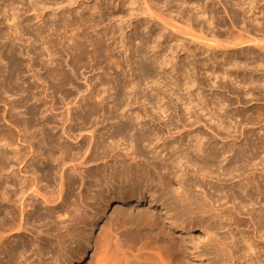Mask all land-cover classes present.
Masks as SVG:
<instances>
[{
	"label": "bare ground",
	"instance_id": "bare-ground-1",
	"mask_svg": "<svg viewBox=\"0 0 264 264\" xmlns=\"http://www.w3.org/2000/svg\"><path fill=\"white\" fill-rule=\"evenodd\" d=\"M118 1L120 0H117V2ZM144 1L145 3L149 2L148 0H144ZM158 1L162 2L163 0H150L149 4L150 5L152 4V6L155 7ZM164 1L163 2L165 5L163 4V6H165V9L167 11L170 3L175 4V2L173 1H176V0H164ZM130 2L133 3V4L131 3L130 5H134L135 1L130 0ZM159 2L158 4H161V2L160 3ZM179 2H176L177 4L175 5H178V6L175 7V10L177 8V11H176L178 13L177 16H181L180 19H184L185 15H187L185 14V10L188 8V6L187 8H185L184 4L191 6L192 10L194 11L193 12L191 10V12H193L192 15L194 14L192 18L190 17L189 20H186L187 19V16H186V19L184 20L189 22L190 25L194 27L196 26L198 27V34L193 33V32L191 33V30L187 32V34H190L192 38H195L198 40V46L195 44L198 47V49L191 48L193 45L190 48L186 49L184 47L185 43L184 41L182 42L181 39L179 40L180 42L178 41L179 45L177 44V47H179L180 49L182 48L184 52L186 51L187 54L190 55L189 56L190 58L191 57L193 58L191 59L193 60L192 62L193 64H195L194 61L195 60L197 61L198 59L197 61L198 63L195 61L196 64L198 65V70L196 71L195 69L196 66L195 67L193 66L194 68H191L192 66L189 65L190 67L189 69L184 66L183 74L185 72L187 73L186 79H180V81L178 79H175L176 81L174 80L175 81L174 85L173 83L170 82L173 85V87L175 86V88H171L173 89V91L171 90L172 96L176 97V100L179 103L178 105H180V106L176 105V109H175L176 115L174 116L173 114L175 113L174 106H173L174 104L173 102L175 101V99L172 97V99L174 100L172 102L171 97L167 96L168 92H171V91L167 90L166 91L167 94L164 93L166 94L165 96L169 98V100L167 101L165 100L167 98L164 97L162 93L163 92L162 87L161 89H157V87L160 88L159 84L161 85L162 83H164V82H159L160 78L158 76H162L159 74V72L162 71L160 68L165 69L168 67V65L166 67L164 66V64L165 65L172 64L170 59L169 61L168 59L166 60V58L164 59V56L165 57L167 56L166 55L167 50L163 48V50L165 51H162L163 53L160 52V55L158 53L157 54L155 53L158 59H160V57L163 56L162 57L163 60L161 61L162 63L164 60H166L165 63L161 64L163 65L162 67L161 66L160 68L157 67V69L160 70V71L158 70L159 72L157 74L159 75L157 76V74L152 70L153 69L152 67L154 66L152 62L154 63V61H150L153 66L149 64V61H148V59L150 60V58L147 57L148 53L145 50L148 47L146 46L147 48H144L145 45L149 44L150 40L149 41L148 39L145 40L144 37L140 36L139 39H141L144 45L143 47L144 49L142 48V50L141 49L135 50L134 52V56L137 58H140L139 67L135 68V70L133 71L134 72L133 76L136 75L137 77L134 81L132 80L129 81L128 80L129 78L125 79L124 77H122L124 78L122 79L120 78V76H118L119 81H120L119 90L121 92L119 91V94H117L115 97L114 108L109 110L108 113H104L105 119L109 120L110 118L111 120H117V123L119 122V124L116 123L117 124L116 126L113 124L112 128L114 127V130H113V133L110 134V136L107 137L106 134L99 135L97 140L94 141V145L96 143V146H95L96 149L94 150L95 152L92 151V155L94 152V154H96V157L99 155H102V156H99V159H101L103 155L105 156V158L107 157L106 159H108V157L112 158L113 160L116 159L115 161L117 162V164L116 166L113 165L114 169L111 172V174L110 173L106 174V170H99L98 168V171L96 170L97 172H94V173L92 172L89 176L94 178L95 179L94 181L98 182V184L96 183V186L98 185L100 187L101 186L104 187L105 186L104 184H107V189L110 191L114 190V192L116 193H117V185L115 186V183L113 181L122 180L126 182V185L128 186L125 185L124 187L123 185V188L120 189L122 191L119 192V196H113V197L110 196L111 198L109 199V201H106L108 203H110L111 201L117 200V199H121L124 201L134 200L135 202H140L141 200L145 198L147 194H149V197H151V199H153L152 201L155 202L157 199L156 195L158 194L159 196V192L161 191L162 193L160 195L161 199L164 200L166 198L161 203V206H163L164 210L166 211V214L169 216V218H167L169 220L168 221L169 224L175 230L178 229L183 234H186L187 236H184V237L185 238L187 237L188 239L183 240L182 243H178L176 242V239L174 236L175 234L173 235L174 237L172 235L170 236V234L172 233H170V231L166 232L165 231L166 228H165L162 230L163 240L160 239L162 236L158 237L160 233H158V235L156 236L157 239L161 240L160 244L156 245L158 241L156 240H155L156 242L152 241V236L150 235V231L149 233H146L145 231H144L145 233H142L141 229L134 227V226L140 227L143 224L144 227L149 226L151 230L152 229L155 230L154 228L158 226L157 220H159V219L156 220L155 218L157 217V215L155 214L156 212L154 213L155 214V217H154L153 213H151L153 215H150L146 210V212L144 211V213L141 212V214L137 218L135 217V214L133 215L131 212H129V214L127 213L128 217L129 218L131 217L130 219L133 220L132 215L136 218L134 219L136 224L135 223H134L135 225L133 224L134 225L132 226L133 228L131 226H130L131 228L127 227L128 224L129 225L132 224L131 222L133 221H131L127 217L126 212L124 213L126 215H122L119 212L122 215V218L120 217L121 215L119 216L120 222L117 221L119 223L116 224L115 219H113L114 220L113 222L111 218L112 223H114L112 225H116L118 228L116 226H112L111 228L110 226L109 227L105 226V228L107 227L108 229L109 228L110 229L109 231L105 230L106 233L103 231L105 233L104 234L105 236L103 237L102 235L103 237L102 239L104 241V243H102L103 245H101L102 251L100 250L101 254L98 257H95L96 259L95 258L94 259L96 260V264H185L184 256L186 254L184 253V251L185 250L187 251L188 249L187 246L189 247V245L185 244L187 242L193 245V246L191 245L193 249L197 248L198 250H200L199 251L200 253L199 252L198 253L201 257L202 255L203 256L207 255L209 257V258H206L207 259L206 264H264V254H263V257L262 256L260 257L259 255L261 250L264 249L263 247L264 245L262 246L263 248H260L257 245L258 242L254 240V237L256 234L252 235L254 237H250L249 232L244 231L247 233V236L243 234H239V233H238L239 236H237L238 234L237 235L234 234V231H237V230L233 229V226L235 228V225L232 226L233 224L232 221L236 217L235 216L233 218L234 215L232 214V211L236 210L238 212L236 213L237 215L240 213V214H244V216L248 215V217L249 216L251 217V220L254 222V226H256V229L260 234V235L258 234L259 236H256L255 238L264 239V161H261V162L257 161L259 157V153L264 151V140L257 141V142L256 141L251 142L250 141L251 136L249 135L248 131L245 132L241 130L239 133L241 136L243 135L244 137L243 139H245L246 142H248V144L246 145L250 146L249 150H245L246 148H244L240 144L239 146L234 143H232V145H228L229 142L226 143L227 145L225 144L224 146L220 147L218 144H214L212 142L207 141L209 138L208 137L206 138L204 132L203 134L202 132L196 133L195 130L187 129L190 124L189 125L185 124V122L191 120L190 118H193V116H195L196 113L203 114L206 111L204 115L208 117V120L212 123L211 127H209L210 130H213V132L218 131V135L219 133L228 135L227 138L233 135L230 133V128L225 125V121L229 117L228 115H226L228 114L227 110H225L223 115L220 113L225 109L224 104L222 105V103L221 104L219 103L220 107L218 106L215 107L218 104V101H220L219 99L223 98L222 95L219 94L220 95L219 98H218V95L216 96L218 100L217 104L214 106L216 109L213 107V110H212V108L210 109L209 107L211 105L213 106L216 103L215 102L216 99L215 101L212 100L213 101L212 102L211 100L207 99L209 97L208 95H207L208 97H204L206 96L205 95L206 92L205 93L202 92L203 93L202 96L204 95L202 98L200 96L201 94H197L199 95L197 99L201 101L200 103H202V106H201L200 103H197V101L195 102L193 101L192 95H194L195 93L191 92V89L196 86L198 89H200V92H201V89L203 91V85L205 83H203L204 80L202 79L205 77L204 75L207 73V71H209L208 75H211L209 73L215 74L214 76L216 77L215 83L217 84L219 82H217L216 75L218 74V80L222 81L219 78V75L221 73L223 74V75L221 74L222 77L224 75L225 77L228 76L227 79L232 81L233 84L235 81L230 79L232 78V75L237 76V77L235 76V80H237L236 78H239V77L241 79V76H243L242 78L245 77L246 79L250 78L248 80L250 81L249 84L261 83L262 81H264V73L261 74L260 77L256 76L257 75L256 73H258L261 69H262L261 71H264V54L262 55V53H259L258 51L257 53L255 51L256 49L254 48L255 46L257 47V49L262 50L261 52L264 53V37L261 38V40H259V39H256V37L258 38V36L254 38L250 35L252 32H254V35L258 34L259 36L261 35L264 36V6H261V4H263L264 2L263 0H224V1L219 0L218 2H215L214 0H198V1L197 0L196 1H192V0L186 1L185 0V2L182 0H179ZM149 4H148L150 8L149 11L147 10L146 12V9H148V6L146 9L143 7L145 9L146 14L148 12L155 11V9L154 8L152 9ZM131 8H134V7H131ZM171 8L169 9L170 12H172L171 10L173 9ZM183 8L185 9L183 10ZM221 8H223L225 12L228 13L230 21L228 20L227 22V20L224 18L225 16L223 17L221 15V11H220ZM96 9L101 11L102 8L97 7ZM258 10L261 16L257 15L256 12H258ZM133 11L134 9L132 10V12ZM135 12H136V9H135ZM135 12L133 13V15L135 14ZM173 12H175L174 9H173ZM143 13H144V10H143ZM130 14H131V10H130ZM137 14H138V11H137ZM157 15L159 14L157 13ZM150 17H153L154 19H156L155 12ZM158 17L160 16H157V18ZM164 18L160 17V19L158 18L159 20L156 19V21L157 22L159 21L161 24L162 22L165 24L167 20L165 21ZM229 22H231V24ZM87 23H88V20L85 19V23L81 24V26H85ZM160 23L158 25H160ZM138 24H141V23H138ZM146 24L148 25V22H146ZM146 24L144 25L143 23L144 26H147ZM16 28H18L17 25H16ZM69 28H73V30H75L74 25H72L69 22L67 23L65 22L62 27L53 28L51 26L52 32L49 34L48 43L52 44L54 42L52 37L53 35H56L60 29H62L66 33L67 29ZM236 28H240V29L237 30V33H234L232 29H236ZM241 28H242V31H241ZM115 29L113 30L115 31ZM134 29H135L134 31L136 34L138 27L136 26L134 27ZM173 29L174 28H172V30ZM176 29L179 30L178 28ZM172 30L171 31L169 30V31L172 32ZM177 30L173 32L174 34L172 33L173 38H175L174 36H178L180 34L179 33L180 31H181V35L186 33V31L183 32L181 29L178 32ZM37 31L39 33L38 35H40V37H43V33L38 29ZM120 31H121V34H123V31L122 30ZM161 32L163 33V31ZM162 33L161 34L158 33L160 35V36L158 35L159 41L164 35V33L163 35ZM187 34L185 36H187ZM192 34H195V35H192ZM123 35L121 36L123 37ZM205 35H207L208 37L212 36L211 37L212 40H208L206 41L207 43L206 42L204 43V40H206V38L203 36ZM2 37L3 36L0 33V39ZM125 38L126 37H123L122 40H124ZM154 42H157V40ZM203 43L205 44L204 48H202ZM102 44H103L102 41H99L95 45H93L94 53L96 57L101 58V55L104 53H108V55L111 56L112 52L115 49L111 50L110 49L111 47H106V46L104 47ZM250 44L254 45L253 48L255 50L252 49V47H250ZM78 45L80 46L79 49L83 52V45L79 43ZM78 45L74 44V47H75L74 49L76 51H78ZM10 47L13 48V41ZM174 47L172 48L168 47V48L173 49ZM179 48H177V50H180ZM174 49L170 51L172 52V54L174 51H177ZM197 50H198V54H196ZM175 54L178 55L177 53H174L173 55H171L173 56L171 58H174ZM196 56L198 58H196ZM169 57L170 56H168L167 58ZM120 62L121 61L117 63V67L119 68L121 66ZM156 62L158 61L156 60ZM161 62H159V64ZM53 63L54 62L52 61L51 64ZM176 63H179V62H176ZM48 69L49 71H52L50 67ZM204 69L206 73L203 72ZM192 70L194 71L191 72ZM123 71H124V68H123ZM175 72L173 71V73ZM167 73L169 72L167 71ZM190 73H192L193 75L194 74L197 75L198 73V76H197L198 78L200 76L202 77L204 76V77L202 79L200 78L202 80L200 81V79H197L195 76H189ZM203 73L205 74L203 75ZM254 73H255V76H253ZM153 76L158 77L157 79L155 78L156 81H153ZM255 77H259V78L256 79ZM62 78L66 80L67 78L66 73H64V77L62 75ZM142 78L144 79L145 82H147L146 80L152 79V81L156 82V84L158 85L156 87L154 86L155 90H157L156 94L154 95L158 94L160 95L158 96L160 98H158V100L154 98L155 102L150 96H148L150 94L146 95L143 93V89L140 92V89H141L140 87L142 86H139V85H141L140 83H144ZM206 78L207 76L205 77V79ZM208 78L210 77L208 76ZM164 79H166V77ZM227 79H224L223 81L226 80V82H228L229 80L227 81ZM244 79H242V82L244 83V85L249 86L248 82H246L245 84ZM161 81H164L163 77L161 78ZM208 81H211V80L209 79ZM226 82L225 83L220 82L223 89L228 88V84ZM207 83L209 82H206V84ZM15 84L16 83H14L13 81H10L9 85L6 88L11 90L13 88L18 87ZM164 84H166V81ZM211 84L215 85L213 83ZM261 84H258V86L260 87ZM32 85L33 84L28 86V88L26 89V91H29V95L26 96L25 99H23L20 103H18L20 99H15L11 101V105L9 108L11 113L9 115H10V120L14 123L16 130L11 129V128L10 129L5 128L3 127L4 125L0 126V264H38V263H35V261H30V257H28V255L33 256V257L37 256L40 258L41 257L44 258L45 256L48 257L47 255H50V261L51 259L53 260V262L51 261V264H57L59 261L61 262L62 260H63L62 264L67 263V261L69 260L71 263V260L73 259V257L72 258L68 257L67 252L69 250V246L67 244L71 243L77 237L75 238L73 237L74 235L73 231L71 232V230L69 229V226H66L67 224L65 225L66 227H64L65 230L63 232L61 231L59 232L58 231L59 229H57L56 230L58 231L57 234L56 232L53 234V236L55 237V240H54L55 243L49 239L47 240H44V238L41 239L40 236L44 232L46 233V235H51L50 232L52 230L54 231L53 227L55 226L51 227V225L53 223L54 224L57 223V222H54L55 220L53 221L54 213H56L55 212L56 208H58L56 207V205H58L61 202L63 203L67 202V205L65 203L66 207L65 205L62 206V208H64L63 210H61L62 208L60 209L58 208L61 211H59L58 209L57 210H58V213L62 212L63 214L62 213L61 214L65 216L70 213V210H69L70 206L68 202H69V199L73 197L71 196L72 194L71 188L74 186V184H76V182L72 178V174H71L72 171L70 170L71 173L70 172L68 173V170L70 168L69 167L67 168V165L69 162H73V160H75V156H72L73 149L69 145L68 141L67 142L64 141L63 138L68 137L69 139L73 137L75 128L74 126H72V124L67 125V123L71 121V118H69V114L66 116H63L62 118H58V117L51 115L52 112H50L51 114L49 115L45 114V110L44 111L42 110V106H39V105L35 106V104L34 106L33 105L28 106L30 99H32L33 97L30 95L31 89H33ZM153 85H155V83H153ZM166 85L167 86L165 87L171 86V85L168 86V84ZM216 85L214 87H217ZM238 85L239 87L237 86V90L240 89L242 90V92L247 90V92H244L246 96L250 92L253 93L255 89H258L260 92L263 91L262 93H264L263 84L261 86L262 87L261 89L258 86H255L254 88H252L251 86L253 85H250L251 90L249 89V87L246 89L243 84L242 86H244L243 88H245L246 90L243 89L240 84ZM129 86H132V89L134 90V92L132 91L133 93L131 92L133 95L132 94L129 95L131 98V102L138 103L140 102V100H142V102H144L143 104H146L147 106L148 105L151 106L150 107L152 111L151 113L147 111V108H146V112L144 111L145 113L142 110H140L139 112L137 111L138 113H135V116H134V112H131V114H129L130 109L127 110L126 108L130 107L131 103H127L126 101L127 96L123 94V92L126 91V89L128 90ZM184 87H185V90L183 89ZM3 89H4V86L1 87V90ZM7 89L5 90V93H7L6 92ZM165 89L163 90L165 91ZM181 89L182 91L184 90L185 92H187V94L193 93L192 95H190V97H192L191 98L192 100L190 99L189 95L185 94L184 91L182 92ZM205 89L206 88H204V90ZM237 90L235 86V89L233 92L237 94ZM240 90H238V92ZM242 92H241L240 97H242ZM182 93H184L185 95H182ZM139 95L141 97H139ZM154 95L152 94V96ZM253 95L258 98V95L257 96L255 94ZM137 96H138V99H137ZM213 96L214 94L212 95L211 98H213ZM0 97H1V94H0ZM99 97H100V94H97L96 99H98ZM260 97H262V94ZM40 99H37V100H40ZM86 99H87V96L83 98V100H86ZM240 99H243V98H240ZM162 100L163 101L165 100V103H163ZM104 102L107 103L106 97H103L101 100V103H104ZM17 103H18L17 106H26V111L24 114L21 115L20 113H17L15 111L17 110L16 109ZM51 107L53 108V111H54L55 107L54 106H51ZM196 109H199L200 111L198 112ZM50 111L52 110L50 109ZM258 112L260 113V109H258ZM188 115H190V117H187ZM199 115H197V117ZM92 116L93 115H91V113H87L81 117V120L86 122V120H89ZM201 116L200 118H204L203 116L202 117ZM233 116L235 115L233 114ZM146 118H149V120H152L153 122H156V123L158 122L157 125L154 126L153 128L150 126L152 129H149V128L147 129L148 120H146ZM197 120H196L197 122L195 123L200 122L199 118ZM234 123L236 122L234 121ZM60 124L62 125L61 127H60ZM52 127L53 129H59V130L55 131L52 129ZM237 129L238 127L236 128V130ZM238 130L236 131L237 133H238ZM60 131H62L61 135H60ZM254 134H253V137H254ZM95 136H96V132H93L92 138L93 137L95 138ZM37 138H39L38 139V145H39L38 150L36 151L33 150V153H31L30 151L33 149L31 139L37 140ZM227 138L225 140H227ZM205 139L207 140L205 141ZM82 140L83 141L80 144L81 147L80 149L78 148V150L80 151L83 150L82 144L84 143L86 145L88 141L86 137L85 138L82 137ZM108 140L109 141L111 140L112 142L109 143ZM121 140L122 141L125 140L126 143L127 141H129V143L126 144L127 147L126 145H122L123 143L119 145ZM234 141H236V138L234 139ZM252 141L254 140L252 139ZM22 142H27L29 144L28 146L26 145L27 148H32V149L30 151L29 150L26 151L25 147L22 148L20 146ZM122 146L126 147L128 150H132V155L128 151L125 153V150H123ZM129 146L131 147L130 149H129ZM80 151L79 152L77 151L75 154H77L78 156L80 153L82 154L84 152V151L83 152H80ZM29 152L30 154H34V156L33 157L31 156V158L30 159L28 158L29 160H27V158L25 157L28 156L26 154ZM56 152L59 153V155H56ZM163 153H166V158L161 156ZM231 153H232V156L230 155ZM83 154L85 155L87 153H83ZM129 154L132 157L128 158V160L129 159H132V160L139 159L143 165L142 164L139 165L136 162H135L136 164L129 163L127 161V157H129ZM150 154H153L151 158H150ZM262 156L260 157L262 158ZM83 157L84 156H82V158ZM96 157L95 159L94 158L93 159L96 160L97 159ZM157 159L158 161H156ZM83 160L82 161L79 160V162L77 163H80L82 166L84 164ZM88 161L87 163L86 162L85 163L88 164ZM38 164H40L41 166ZM76 164L74 168H76L77 165L80 166L79 164L77 165ZM86 164H84V166ZM260 165L262 166L259 169ZM190 167H192V171L195 174H197V176L198 175L202 176V178L200 179L197 176H196V179H191L193 177L187 178V176H189L190 174L192 176V173H193ZM196 167L197 169L194 170ZM247 167L248 168L251 167L252 172H250L251 169L247 170ZM257 169L261 170L260 172L261 174L259 176L257 175L259 174L258 171H256ZM58 170L59 171L64 170L61 174V181H60L61 189L59 190V192L55 190H51L52 184L57 182L56 176H57ZM76 170L77 169H74L73 172L74 171L76 172ZM255 171L257 172V174ZM80 173H82V171ZM84 174L86 173L83 172V175ZM83 175H80L82 176L81 177L82 179L85 177V176L83 177ZM170 175L174 176V179L177 181L178 187H175L173 184V181L169 180V177H171ZM209 178H211L212 180L211 179H210L211 181L207 180ZM89 179L88 181L90 182L91 179L90 180ZM215 180H216V183L220 182L219 185H216ZM44 182L46 184H44ZM154 185H156L157 189ZM55 186L57 187L58 185H55ZM207 186L210 187L209 190L207 189L209 191L208 192L209 194L205 192L207 190H204L205 188H209ZM194 187L200 190H203V192L202 191L200 192L202 193V196L201 195L199 196V193H198L197 194L198 196L196 198L194 197L195 189L194 190L192 189ZM191 189L194 192L193 194H190V192L192 193V191H190ZM218 193L221 195V196L220 195L218 196L223 198L222 201L225 200L223 203H221L222 201H218L219 199H221L220 197L216 198ZM203 194H204V197H203ZM80 197H81V202H84V200L86 199V196L81 194ZM169 200H173V202L175 203L171 205L168 203ZM216 202L218 203L220 202L218 206H216L218 204ZM85 203H86V200H85ZM176 203L179 206H177ZM41 204H45V207L42 208ZM130 208L133 209V207H130ZM185 209H188L187 212H188V215H190L188 219H184L181 213L182 211H185ZM174 210H176L177 212L174 213L173 212ZM171 212L174 214H171ZM130 213L132 215H130ZM191 214H193V216ZM62 215H58L57 217L55 216V219L62 217ZM74 215H73V219H74ZM119 217L117 215V218ZM95 218L96 217L92 218L94 220V225L97 222ZM81 219H82V216H81ZM196 219L197 221H195ZM243 220L239 221L238 219V221L236 222V226L240 227L242 225H246L247 224V222H245L246 220H244L246 224L243 223ZM65 222L61 221L59 222V224H63ZM74 223H77V222H74ZM109 223H111V221ZM224 224L228 225L227 230L225 229L226 226H224ZM38 225L41 227V229H38ZM142 226L141 228H144ZM114 227H116L118 231L120 229H124V230H121L122 231L120 233L121 235H119L120 237L121 236L124 237L123 238L124 240L121 237V239L123 240L122 242H120L121 240L116 239L117 237L116 233L115 235L114 233H112V232L117 231V230L114 231L113 229ZM245 227L247 228V226ZM245 227L242 226V228H245ZM196 229H200V230L202 229L203 232H205V234L207 233V236L205 237L206 240H204L203 242L197 243L198 245H196V243L194 242V239L192 240V236L194 238V235L191 233V232H194ZM222 229H225L227 231V232L223 231V233L227 234V236L225 237L220 236L222 233L220 235L218 234L219 236L217 235L218 231ZM235 229H237V227ZM26 232H33V233H36L37 235H35L36 237L33 236L34 237L33 240H29L28 237L24 236V233ZM244 232L242 231V233ZM261 243L262 241L259 244ZM56 244L58 245V248L60 246L61 248L60 251H58L55 248ZM88 244L90 243L88 242ZM77 245L82 247L81 244H77ZM195 245L198 247H195ZM183 253L185 255H183ZM262 253H264V250L262 251ZM78 255L80 256V262H81L80 264H86L87 260H85V258L87 256V249L82 248L77 254V256ZM95 256H97V254ZM5 258H7V261Z\"/></svg>",
	"mask_w": 264,
	"mask_h": 264
},
{
	"label": "rangeland",
	"instance_id": "rangeland-1",
	"mask_svg": "<svg viewBox=\"0 0 264 264\" xmlns=\"http://www.w3.org/2000/svg\"><path fill=\"white\" fill-rule=\"evenodd\" d=\"M133 1H135L134 5L136 3L135 6L130 5L132 3V2H130V0H122V1L120 0L118 2H117V0H0V29H1L0 33L3 36L0 39V91H1L0 92V94H1V97H0V126L4 125L3 127H5V128H8V129L11 128V129L16 130L14 123L10 120V115H9L11 113L10 109H9L10 105H11V101H13L15 99H20V101L18 102V103H20L23 99H25L26 96L29 95V91H26L28 86L33 84L32 85L33 89H31L30 95L33 96L34 98L32 97V99H30L28 106H32V105L34 106V104H35V106L36 105L42 106V110L43 111L45 110V114L49 115V114H51L50 112H52L51 115L58 117V118H62L63 116H66L69 114V118H71V121H69L67 123V125L72 124V126H74V128H75L74 133H73V135H74L73 137H71L69 139H68V137L63 138L64 141H66V142L68 141L69 145L73 149L72 156H75V160H73V162H69L67 165V168L68 167L70 168L68 170V173L69 172L71 173V171H72V173H71L72 178L76 182V184H74V186L71 188V192H72L71 196H73V197H71L69 199V202H68L69 206H70L69 207V210H70L69 214L70 215L68 214L65 216V215H62L63 214L62 212H61L62 214L58 213V210L60 208H62V206L65 205V203L67 205V202H65V203L61 202L58 205H56V207H58L59 209L56 208V211H55L56 213H54L53 221L55 220L54 222H57V223H55V224L53 223L51 225V227L55 226V227H53L54 231L52 230L50 232L51 235H46V233L44 232L40 236L41 239H43V238H44V240L49 239L55 243V241H54L55 237L53 236V234L55 232L57 234L58 231L63 232L65 230L64 227L69 226V229L71 230V232L73 231V234H74L73 237L74 238L77 237L71 242L73 244H71V243L67 244L69 246V250L67 252L68 257H70V258L73 257V259L71 260V263H70V260L67 261V263L69 262L70 264H80L81 263L80 262V256L79 255L77 256V254L79 253V251L82 248L87 249V256L85 258V260H87L86 264H96V260H95L96 258L95 257H98L101 254L100 253L102 251L101 245H103L102 243H104L102 238L105 236L104 234L106 233V231H109V229L112 226H116V225H112V224H114V223H112V220L115 219L116 224H117L120 222V220H119L120 217L122 218V215H126L127 213L129 214V212H131L133 215L135 214L136 218L141 214V212L144 213V211L146 212V210L150 215H153L156 212L155 214L157 215V217H155V214H154V217L156 218V220L157 219H159V220H157L158 226H156L154 228L155 230H153V229L151 230L149 226H147V227L145 226L146 227V229H145L143 224H142L143 226L142 225L141 226L144 228H141V226L140 227L134 226L136 224L134 219H136V218L130 213V215H132V218H133V220H132V219H130L131 217L129 218L128 214H127V217L131 221H133V222L130 221L132 224H130V225L128 224L127 227L131 228L132 226H134L135 228L141 229L142 233H145V232L149 233V231H150V235L152 236V241H155V240L158 241L156 245H159L161 242V240L157 239L156 236L158 235V233H160V235L158 237H161L162 236V230L165 228H166L165 229L166 232L170 231V233H172V234H170V236L171 235L173 236L175 234L174 236H175L176 242H178V243H182L183 240L188 239L187 237L186 238L184 237V236H187L186 234H183L178 229L175 230L169 224V222H168L169 220L167 219V218H169V216L166 214V211L164 210L163 206H161V203L166 199V198L164 200L161 199V197H160V195L162 194L161 191L159 192V196H158V194L156 195L157 199L155 202H153L152 201L153 199H151V197H149V194H147L146 195L147 197L145 196V198H144L145 200L143 199L140 202H135L134 200L124 201L121 199H117L114 201L110 200L111 202L108 203L106 201H109V199L111 197L119 196V192L122 191L120 189L123 188V185L125 187L126 182L122 181V180L113 181L115 183V186L117 185V193H116V192H114V190L113 191L108 190L107 184H104L105 185L104 187L103 186L100 187L98 185L96 186V183L98 184V182L94 181L95 179L89 176L92 172L93 173L97 172L98 168H99V170H106V174H109V173L111 174V172L114 169L113 165L116 166V164H117V162L115 161L116 159L113 160L112 158H109V157H108V159H106L107 157L105 158L104 155L102 157L103 159L102 158L99 159V156H102V155H99L96 157V154H94V152H95L94 150L96 149V147H95L96 143L94 145V141H96L98 136L102 135V134H106L107 137L110 136V134L113 133V130H114V127L112 128L113 124L115 126L117 124H119V122L117 123V120H111L110 118H109V120L105 119L104 113H108L109 110L114 108L115 97L117 94H119V91H120L119 90L120 81H119L118 76H120V78L124 77L125 79L129 78L128 79L129 81H131V80L134 81L137 77L136 75L133 76V74H134L133 71L135 70V68L139 67L140 58L135 57L134 52H135V50H139V49L142 50V48L144 47L141 39H139L140 36L144 37L145 40H147V39H148V41L150 40L149 44L145 45L144 48L148 47L145 50L148 53L147 57L150 58V60L148 59L149 64H151L150 61H154V63L152 62V64H154V66L151 64L153 66L152 67L153 69L151 67L150 68L156 74L160 71L159 69H157V67L158 68H160V66L162 67L163 65H161V64L165 63V61L167 59H168V61L170 59V61L172 63V64L170 63L172 66L169 64H166V65L164 64V66H166V67L168 65V67L165 69L160 68L162 71L159 72V74L162 76H158L159 74H157V76L160 78L159 82L165 83V81H166V84H168V86L171 85L170 87H165V86H167L166 84L162 83L160 85L158 83L160 88L157 87V89H161V87H162V91H163L162 93H163L164 97H166L165 95L167 94V92H166L167 90L173 91V89H171V88H175V86L173 87V85L176 81L175 79H178L179 81H180V79H186L187 73L185 72L183 74V72H184L183 67L184 66L188 69L190 68L189 65L192 66L191 68H194L196 66L195 69H196V71L198 70V65L196 64L198 59H197V61L195 60L196 62L194 61L195 64H193L192 63L193 60H191L193 58L192 57L190 58L189 57L190 55L187 54L186 51H185L186 52L185 53L182 50V48L180 49L179 47H177V44L179 45V42H180L179 40L181 39L182 42L184 41L185 44L184 43L183 44H184V47L186 49L190 48L192 45L193 46L191 48L198 49V47H197L198 46V40L195 38H192V36H190V34H187V32L190 30H191V33L193 32V33L198 34V27L196 26L197 27L196 28V27L190 25V23L186 21V20H189L190 17L192 18V16L194 15V14L192 15V13L194 12L192 10V7L184 4L185 8H187V6H188V8L185 10V14H187V15H185V18H184V19H186V16H187V19L184 20V19H180L181 16H177L178 15V13L176 12L177 8L175 10V7L178 6L175 4H177L176 2H179V0L173 1V2H175V4L170 3V5L168 7V10L172 7L175 12H173L172 8H171L172 12H170V10L166 11L165 6H163V4L165 2L164 0H163L164 2L160 1L161 4H158V2H159L158 1L157 5H159V6L156 5L155 7L152 6V4L151 5L149 4L150 0H148L149 2H146L147 4L145 3L144 0H133ZM182 1L185 2V0H182ZM188 1H191V0H188ZM192 1H196V0H192ZM214 1L218 2L219 0H214ZM120 2H122V3H120ZM263 2H264V0H263ZM148 4L150 5V7L152 9L153 8L155 9L154 12H155L157 20H159L160 17H163V18L165 17L164 18L165 21L167 20L168 22L166 21L165 24L163 22H162V24L159 21L157 22L156 19H154L153 17H150L154 13L151 10L150 11L153 13L148 12L149 14L147 13L148 14L147 15L146 12H147V10L149 11V9H150ZM145 5H146V7H145ZM147 6H148V9H146ZM218 6H220V5H218ZM261 6H264V3L261 4ZM97 7L102 8L101 11L96 9ZM131 7H134V8H131ZM143 7L146 9V12H145V9ZM185 8H183V10ZM133 9H134V11L132 12ZM135 9H136V12H135ZM130 10H131V14H130ZM143 10H144V13H143ZM191 10L193 12H191ZM137 11H138V14H137ZM220 11H221V15L223 17L225 16L224 18L227 20V22H228V20L230 21L228 13H226L223 8H221ZM134 12H135V14L133 15ZM150 13H151V15H150ZM157 13L159 15H157ZM256 13L258 16L259 15L261 16V14H259V10ZM189 14H191V15H189ZM38 16H39V18H38ZM157 16H160V17H158L159 19L157 18ZM85 19L88 20V23L85 26H81V24L85 23ZM164 19H163V21H164ZM145 20H147V21H145ZM22 22H23V24H22ZM65 22L66 23L69 22L72 25H74L75 30H73V28H69V29H67V31L65 33L62 29H60L59 32L56 35H53V37H52L54 42L52 44H49L48 43L49 34L52 32L51 26L53 28L62 27ZM146 22H148L149 26L146 24ZM149 22H150V24H149ZM138 23H141V24H138ZM143 23H144V25L146 24L148 27L144 26ZM159 23L162 26L158 25ZM229 23L231 24V22H229ZM163 24H164V26H163ZM16 25L18 26V28H16ZM166 25H167V27H166ZM119 26L122 29H120ZM136 26L138 27V29H137V33L135 34L134 27H136ZM240 26H242V25H240ZM175 27L178 28L179 30L181 29L183 32L186 31V33L181 35V31H180L179 32L180 34L178 36H174L175 38H173V34H174L173 32H175L177 30ZM166 28H168V29H166ZM172 28H174L173 30H175V29L176 30L173 31ZM37 29L43 33V37H40V35H38L39 33H38ZM113 29H115V31ZM238 29H240V28H236V29H232V30L234 33H237ZM116 30H118V31H116ZM120 30L123 31L124 35L121 34ZM169 30L170 31L172 30V32H170ZM179 30H177V32ZM193 30H195V31H193ZM161 31H163L164 35ZM241 31H242V28H241ZM115 32H116V34H115ZM158 33L159 34L162 33V35H163V37L160 39V41L158 38V35H159ZM186 34H187V36H185ZM121 35H123V37H126V38L124 40H122L123 37ZM180 35H181V37H180ZM192 35H195V34H192ZM250 35L254 38L256 36H258V38L256 37V39H259V40H261V38L264 37L261 34L260 35L262 37L259 36L258 34L254 35V32H252ZM203 37L206 38V40H204V43L208 40H212V38H211L212 36L208 37L207 35H205ZM156 40H157V42H154ZM12 41H13V48L10 47L12 44ZM14 41H15V43H14ZM99 41H102V43H103L102 45L104 47L105 46L111 47L110 48L111 50L115 49L112 52L111 56L108 55V53H104L101 55V58L96 57V55L94 53V46L93 45H95ZM176 42H178V43H176ZM78 43L83 45V52L79 49L80 46L78 45ZM204 43L202 44V48L205 47ZM74 44L78 45V51H76L74 49L75 48ZM253 44L252 45L250 44V47H252V49L255 48L256 50L255 49L254 50L256 52L258 51L259 53H262V55H263L264 53L261 52L262 50L257 49V47L254 46L255 44L254 45ZM171 45H173V46H171ZM253 46H254V48H253ZM168 47H170V48L174 47L175 48V49L173 48L174 50H177V48H179L181 51L180 50L174 51L173 54L177 53L178 55L175 54L174 55L175 57L171 58V57H173V56H171L173 54L170 51H172L173 49H170ZM163 48L165 50H167V54H166L167 56L166 57L164 56V59L166 58V60H164L162 63L161 61L163 60V58H162L163 56L162 57L159 56L160 59H158L156 54L158 53L160 55V52L165 51V50H163ZM196 54H198V50L196 51ZM168 56H170V57L167 58ZM127 58H129V59H127ZM196 58H198V57L196 56ZM171 59L172 60L174 59V60L172 61ZM156 60L158 62H156ZM52 61L54 62L53 64H51ZM119 61H121L120 62L121 63L120 68L122 67L121 69L119 67H117V63ZM175 61L179 62V63H176ZM159 62H161V63L159 64ZM155 63L159 66H157ZM178 64H179V66H178ZM176 65L178 68L176 67ZM47 67L48 68L50 67L52 69V71H49V69ZM175 67H176V69H175ZM123 68H124V71H123ZM154 68L156 69V71ZM172 70L174 72L176 70V72L173 73ZM261 70L258 73H256L257 74L256 76L260 77V75L264 73V71H261ZM167 71L169 73H167ZM193 71L194 70H192L191 72H193ZM202 71H201V73H202ZM162 72L163 73L165 72L166 74L164 73L165 74L164 75ZM203 72H205V69ZM208 72L209 71H207V73L205 72L206 74L203 73V75L205 74L204 75L205 77L207 76L206 79L204 76H203L204 78L202 76H200L201 74L199 75L200 77L198 78L197 77L198 73H197V75L196 74L193 75L192 73H190V75H189V76H195L197 79L203 78L202 79V80H204L203 83H205L203 85V91L201 89V92H200V89H198L196 86L192 88L193 91L191 89V92L195 93L194 95H192L193 93H191V92H190L191 94H189V93L187 94V92L184 91L185 87L183 88L184 89L183 91L185 94L189 95V97H190V95H192L193 98L190 97V99L192 98L193 101L194 102L197 101V103L201 102L197 99L199 96L197 94H201L200 96L202 98L204 96V95L202 96V94L206 92V94H205L206 96H204V97L209 96L207 99H209L211 101L212 100L215 101V99H216V101H215L216 103L213 106L211 105L212 107L211 106L209 107L210 109L212 108V110L218 101L216 96L218 95V98H219L220 95H222L223 98L219 99L220 101H218V104L219 103L220 104L222 103V105L224 104L225 107L224 106L223 107L225 109L220 113L223 115L225 110H227L228 114H226V115H228L229 117L226 119L225 125L230 128V133L233 135L230 134L232 137L230 136L227 138L228 135H225L223 133H221L222 135L220 133L218 135V131L213 132V130H210L209 127H211L212 123L208 120V117H206L204 115L206 113V111L203 114L199 113L204 118H200L201 115L196 113V115L193 116V118H190L191 120L195 119L194 121L193 120L192 121L189 120L191 122L186 121L187 122V123L185 122L186 125L190 124L187 129L195 130L196 133L202 132V134H203V132H204L206 138L207 137L209 138L208 140L205 139V141L207 140V141L212 142L214 144H218L220 147L224 146L227 142H229L228 145H232V143H234V144H237L239 146V144H240L244 148H246L245 150H249L250 146L246 145V144H248V142H246V140L243 139L244 138L243 135L241 136L239 132L241 130L245 131V132L248 131L249 135L251 136V139H250L251 142H255V141L257 142V141L264 140V98H263L264 93H262L263 91L260 92L258 89H255L253 93L250 92L246 96L244 92H247L246 89L248 87L251 90V87L254 88L255 86H258V84L262 83L264 85V83H263L264 81H262L261 83L249 84L250 81H248V80L250 78L246 79L244 77L246 79L245 80L244 78H242L243 76H241V79L239 77V78H236L237 80H235L236 75H234V76L232 75V78H230V79L235 81L234 82L235 85H234L232 81L227 79L228 76L225 77V75H224L223 77H225V78H223L222 77L223 74L221 73L222 75L220 74L221 77L219 75V78L222 81H219L218 80V74L216 75L217 76V82H219L217 84V83H215L216 82V80H215L216 77H214L215 74L209 73L212 75L211 76V75H208ZM260 72H262V73H260ZM64 73H66V76H67L66 80L64 78H62V75L64 77ZM155 73H154V75H155ZM176 74H178V75H176ZM137 75H139V74H137ZM125 76H127V77H125ZM208 76L210 78H208ZM253 76H255V73L253 74ZM158 77L153 76V81H156L155 78L157 79ZM162 77H163L164 81H161ZM165 77H166V79H164ZM259 77H255V78L257 79ZM124 78H122V79H124ZM169 78L173 81H171ZM201 79H200V81H202ZM207 79L208 80L210 79L211 81H208ZM224 79H227V81L229 80L230 82L229 81L226 82V80L223 81ZM242 79H244L245 84H246V82H248L249 86L246 85L247 86L246 87L244 85V83L242 82ZM142 80L144 83H140L141 85H139V86H142V87H140L141 88L140 92L143 89V93L146 95L150 94L148 96H150L154 102H155L154 98H156V100H158V98H160L158 96H160V95H158V94L154 95V94H156V91H157V90H155V87L158 86L156 84V82H153L152 79L146 80L147 82H145L143 78H142ZM10 81H13L14 83H16L15 85H17L18 87L13 88L11 90L7 89L6 87L9 85ZM205 81L209 82L210 84L207 83L208 84L207 85ZM170 82L173 83V85ZM220 82H224V83L226 82L228 84V88L223 89ZM153 83H155V85H153ZM211 83H213L215 85L217 84L216 85L217 87H214L215 85H212ZM230 83H231V85H230ZM232 84H233V86H232ZM238 84H240L241 86L243 84L246 88L245 89V88H243L244 86H242V88L246 90L243 92H242V90L238 89L242 92V97H240L241 92L240 91L238 92V90H237V86L239 87ZM262 84H261V86H262ZM219 85H220V87H219ZM250 85H253V86L250 87ZM3 86H4V89L1 90V87H3ZM235 86H236L237 94L239 95V97L237 94H235L233 92L235 89ZM261 86L260 87L258 86V87L261 89L262 88ZM208 87H210V88H208ZM231 87H233V88H231ZM204 88H206V89L204 90ZM6 89H7V91H6L7 93H5ZM163 89H165V91ZM132 91L134 92V90L132 89V86H129L128 90L126 89V91L123 92V94L127 96V97L125 96L127 103H131L130 107L126 108L127 110L130 109L129 114H131V112H134V116H135V113H138L140 110H142L143 112L144 111L146 112V108H147V111H149L151 113L152 112L150 109L151 106L150 105L147 106L146 104H143L144 102H142V100H140V102H138L139 104L136 102H131V98L129 95L133 93ZM172 91L168 92L169 95L167 94V96H170L171 99L173 97ZM181 91H182V89H181ZM125 92H126V94H125ZM164 93H166V94H164ZM184 93H182V95H185ZM212 93L214 94V96H213L214 99L211 98L213 95ZM97 94H100V97L98 99H96ZM152 94L155 97L152 96ZM253 94H255L256 96L258 95V98L255 97ZM261 94H262V97H260ZM140 95H139V97H141ZM163 95H162V97H163ZM85 96H87V99L83 100V98ZM103 97L107 98V103L106 102L101 103V100ZM173 98L175 99V101L172 99V102L174 101L173 102L174 104L173 103L172 104L174 106V111H175L176 105L177 106H180V105H178L179 103L177 102L176 97L174 96ZM240 98H243V99H240ZM37 99H40V100H37ZM137 99H138V96H137ZM221 99L223 100V102ZM165 100L168 101L169 98H167ZM165 100L164 101L162 100V102L165 103ZM37 101H39V102H37ZM18 103L16 104V106L18 105ZM175 103H177V104H175ZM218 104L215 107H217V106L220 107V104L219 105ZM200 105L202 106V103H200ZM51 106L55 107L54 111H53V108ZM173 106H172V108H173ZM203 107H204V105H203ZM16 109L17 110H15V111L22 115L26 111V106H17ZM50 109L52 111H50ZM215 109H214V111H215ZM258 109H260V113L258 112ZM196 110L198 112L200 111L199 109H196ZM87 113H91V115H93V116L89 120H86V122H85V121L81 120V117ZM258 113L261 115H259ZM173 114L175 116L176 111ZM233 114L235 116H233ZM197 115H199V116L197 117ZM187 117H190V115H188ZM4 118H6V119H4ZM198 118H199L200 122L195 123L198 121L197 120ZM146 120H148L147 129L148 128L152 129L158 123V122L156 123V122H153L152 120H149V118H146ZM233 120L236 123H234ZM61 126L62 125L60 124V127ZM236 126L239 129V130L237 129L238 133L236 132L237 131ZM50 129H51V127H50ZM52 129H53V127H52ZM53 130L57 131L59 129H53ZM233 131H234V133H233ZM93 132H96L95 138L94 137L92 138ZM61 134H62V131H60V135ZM253 134H254V137H253ZM82 137L83 138L86 137L88 141H87L86 145L84 143L82 144L83 150L80 151V150H78V148L80 149V147H81L80 144L83 141ZM226 138H227V140H225ZM235 138H236V141H234ZM38 139L39 138H37V140L31 139L33 149L27 148V146L29 145L27 142H22L24 144V146L22 143L20 146L22 148L25 147L26 151H28V150L30 151L32 149L30 152L33 153V150L34 151L38 150V147H39ZM252 139L254 141H252ZM210 140H212V141H210ZM124 141L121 140L120 144L119 143L118 144L121 145L123 143L122 145H126L127 143H129V141H127V143H126V141L125 142ZM232 141H234V142H232ZM108 142L111 143L112 141L108 140ZM251 144H253V143H251ZM245 145H246V147H245ZM122 147H123V150H125V153L128 151L132 155V150H128L126 148L127 145H126V147H124V146H122ZM130 148L131 147L129 146V149ZM77 151L78 152L84 151L83 153H87V154L84 155L83 153L82 154L80 153L78 155L80 158L79 159L77 154H75ZM92 151H94L93 155H92ZM30 152L26 154L29 156V157L28 156L25 157V158H27V160H29L31 158V156L32 157L34 156V154H30ZM130 154H129V157H127V161L129 163L134 164L136 162L139 165L142 164L139 159H137V160L129 159L128 160V158L132 157V156H130ZM163 154L161 156L166 158V153H163ZM262 154H263V156H262ZM56 155H59V153L56 152ZM80 155L84 156L85 158L84 157L82 158V156H80ZM90 155H92V156H90ZM230 155L232 156V153ZM152 156H153V154H150V158ZM260 156H262V158ZM95 157L97 158L96 160H94ZM163 157H161V158H163ZM87 159L88 160L90 159L89 160L90 162ZM79 160L80 161L83 160L84 164H86L88 161V164H86L84 166V164L82 163L83 165L81 166L80 163H77V162H79ZM156 161H158V159ZM257 161H260V162L264 161V151L259 153V157H258ZM70 163H72V164H70ZM76 163L79 164L80 166H78ZM75 164L77 165L76 168H74ZM38 165H40V164H38ZM261 166L262 165H260L259 169L261 168ZM190 168L192 171V167H190ZM72 169L73 170L77 169L76 172L74 171L76 174L73 172ZM196 169H197V167L194 170H196ZM249 169H251L250 172H252V168L247 167V170H249ZM259 169L256 170V171H258L259 174H257V172L255 171L258 176L261 174L260 173L261 170H259ZM63 171L64 170H60V171L58 170L57 176H56L57 182L52 184V189L50 188L51 190H55V191L59 192V190L61 189L60 181H61V174ZM81 171H82V173H80ZM83 172H85L88 176L86 174L83 175ZM250 172H248V173H250ZM194 174L195 173L193 172L192 176L190 174L189 176H187V178L193 177L191 179H196L197 174H195V175ZM80 175H83V177L85 176L86 178L84 177L85 179L84 178L82 179L81 178L82 176H80ZM172 176L171 177L168 176L169 180H172L174 186L178 187L177 181L174 179V176L173 177ZM197 177H199L200 179L202 178V176H199V175ZM89 178L90 179L92 178V179L90 180ZM88 179L90 180V182L88 181ZM210 179L211 178H209L207 180H210ZM213 181H214V179H213ZM123 182H125V183H123ZM215 183H216V180H215ZM217 183H216V185H219L220 182H217ZM44 184H46V183L44 182ZM155 184H156V182H155ZM55 185H58V186L56 187ZM126 186H128V185H126ZM154 186L156 187V185H154ZM207 187H209V186H207ZM156 189H157V187H156ZM192 189L193 190L195 189V193L192 191ZM192 189L190 190V191H192V193L190 192V194L194 193L195 198L198 196L197 195L198 193H199V196L200 195L202 196V193H200V192L201 191L203 192V190H200V189L195 188V187ZM207 189L209 190L210 187L205 188L204 190H207ZM208 190L205 192L208 193L209 192ZM114 193H116V194H114ZM81 194L86 196V199H85L86 203H85V200H84V202H81V197H80ZM218 195H220V194L218 193L217 196ZM217 196H216V198H219L221 195L218 197ZM77 197H79V198H77ZM203 197H204V194H203ZM159 199H160V201H159ZM222 199L223 198L219 199L218 201H222ZM224 201H222L221 203H223ZM75 203H76V205H75ZM168 203L173 205V203H175V202H173V200H169ZM216 203H218V202H216ZM219 203L216 206H218ZM41 205H42L41 206L42 208L45 207V204H41ZM66 205H65V207H66ZM176 205H177V203H176ZM59 206H61V207H59ZM177 206H179V205H177ZM130 207H133V209H131ZM72 208H73V210H72ZM119 208H120V210H119ZM63 209L64 208H62L61 210H63ZM61 210H59V211H61ZM183 210H184V208H183ZM187 211H188V209H185V211L181 212L184 219H188L190 217V215H188ZM125 212H126V214H124ZM173 212L175 213L177 211L174 210ZM79 213H80V215H79ZM115 213H116V215H115ZM151 213H153V214H151ZM174 213L171 212V214H174ZM236 213H238L236 210L232 211V214L234 215L233 218L236 216L235 219L232 221V223H233L232 226L235 225V228L237 227V229H235L233 226V229L237 230V231H234V234L237 235L239 233V234H243V235L247 236L246 232H249L250 237H254V236H252L253 234L254 235L256 234L255 237L260 235L256 229V226H254V222L251 220L250 216H249L250 217L249 218L248 215L244 216V214H240V213L237 215ZM55 214L56 215L57 214L62 215V217H60L61 219L56 218L58 220L57 221L55 219V216H56ZM72 214L73 215L75 214L74 219H73ZM117 215H118V217L120 215L121 216L119 218H117ZM191 215L193 216V214H191ZM63 216L65 217V219ZM81 216H82V219H81ZM94 217H96L95 219L97 220L95 225H94V220L92 219ZM111 218H112V220H111ZM238 219H239V221H242L243 219L246 220L245 222H247V224L243 220V223L246 225H242V226L243 227L247 226V228L246 227L242 228V226H240V227L236 226V222L238 221ZM61 221H64V222L66 221V222L63 224H59V222H61ZM73 221L77 222V223H74ZM108 221L109 222L111 221V223H109ZM117 221H119V222H117ZM195 221H197V219ZM113 222H114V220H113ZM248 224H249V226H248ZM39 225H38V229H41V227ZM71 225L74 227H72ZM56 226H58V227H56ZM105 226H108V227L110 226V228L109 229L107 227L105 228ZM224 226H226L225 229L227 230L228 225L224 224ZM116 227L113 228L114 231L117 230ZM57 229H59V230L56 231ZM225 229L219 230L217 235L218 234L220 235L222 233L223 235L221 234L220 236H222V237L227 236V234L223 233V231L224 232L226 231ZM121 230H124V229H120L119 231L117 230L116 232H112V233H114V235L116 233V236H117L116 239L121 240L120 242H122L124 240L123 239L124 237L121 236L123 239L122 240L121 237L119 236V235H121L120 234L122 232ZM242 231L243 232L246 231V232L242 233ZM191 233L194 235V238L192 236V240L194 239V242L196 243V245H198L197 243H200V242H203L204 240H206L205 237L207 236V233L205 234V232H203L202 229L201 230L196 229L194 232H191ZM239 234L237 236H239ZM35 235H37V234L33 233V232L24 233V236L28 237L29 240H33L34 239L33 236H35ZM102 235H103V237H102ZM50 236H52V237H50ZM255 237H254V240L258 242L257 245L260 248H263L264 247L263 246L264 245V239L255 238ZM160 239L163 240V236ZM258 240L260 242L262 241L263 244L262 243L259 244L260 242ZM88 242L90 244H88ZM77 244H81L82 247L78 246ZM185 244L189 245V247L187 246V248H188L187 251L186 250L184 251V253L186 255L183 253V255H185L184 256L185 264H202V263L204 264V262L206 264V260H207L206 258H209L207 255L206 256L202 255V257H201L199 255L200 250H198L197 248L193 249L192 244H189L187 242ZM196 245H195V247H198ZM55 248L58 251L61 250L60 246L58 248L57 244H56ZM98 249H99V251H98ZM263 250H261V252L259 254L260 257L261 256L263 257V254H264V253H262ZM96 254H97V256H95ZM198 255H199V257H198ZM47 256L49 257V259L46 256L44 258L43 257L40 258L37 256L33 257V256L28 255V257H30V261H35V263H38V264H47V263L49 264L50 263L51 264V261L53 262V260L51 259V261H50V255H47ZM129 256H131V255H129ZM5 259L7 261V258H5ZM44 259L46 262L44 261ZM62 263H63V260L61 262L59 261L57 264H62ZM67 263H65V264H67Z\"/></svg>",
	"mask_w": 264,
	"mask_h": 264
}]
</instances>
